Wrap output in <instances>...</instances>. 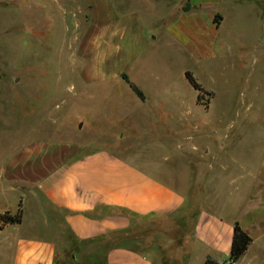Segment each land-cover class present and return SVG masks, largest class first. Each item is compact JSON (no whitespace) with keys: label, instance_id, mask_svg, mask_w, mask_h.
<instances>
[{"label":"rangeland","instance_id":"rangeland-1","mask_svg":"<svg viewBox=\"0 0 264 264\" xmlns=\"http://www.w3.org/2000/svg\"><path fill=\"white\" fill-rule=\"evenodd\" d=\"M182 1L0 0V164L31 142L82 143L142 158L186 192L213 195L224 186L186 184L189 169L174 151L223 144L257 163L264 135L252 138L264 133V105H253L257 79L240 56L251 58L264 22L253 1L242 17L226 7L220 58L199 63L167 34ZM189 69L212 96L197 101ZM223 195L224 218L241 214Z\"/></svg>","mask_w":264,"mask_h":264},{"label":"crops","instance_id":"crops-1","mask_svg":"<svg viewBox=\"0 0 264 264\" xmlns=\"http://www.w3.org/2000/svg\"><path fill=\"white\" fill-rule=\"evenodd\" d=\"M251 1L263 23L264 0L182 1L167 34L199 63L217 61L223 9L242 17ZM255 43L251 58L240 56V68L252 66L253 105L261 106L264 36ZM81 144L35 141L0 164V212L16 214L20 203L23 208L22 222L0 221V264H226L236 222L252 237L238 261L264 264V137L255 164L223 144L174 151L189 169L186 184L224 186L213 195L186 192L151 173L142 158ZM221 195L224 204L245 207L241 214L224 218Z\"/></svg>","mask_w":264,"mask_h":264},{"label":"trees","instance_id":"trees-1","mask_svg":"<svg viewBox=\"0 0 264 264\" xmlns=\"http://www.w3.org/2000/svg\"><path fill=\"white\" fill-rule=\"evenodd\" d=\"M189 8H190L189 4H186L184 6L185 10ZM218 18L219 15H216L215 16L216 23H218ZM185 76L187 77L193 88L198 91V97H197L198 102L203 100L202 96L205 94L208 96L213 95V92L207 91L201 85V83L198 81V79L196 78V76L193 74L192 71L187 70L185 72ZM122 78L129 84V86L132 88V90L141 100L146 99L144 91L140 89L135 83L130 81V78L128 77L127 74L125 73L122 74ZM22 217H23V208L21 203L19 210L17 211L16 214H12L9 211L4 213L0 212V221L3 224L20 223L22 222ZM251 242H252V237L240 226L239 222H236L234 227V236L232 241L231 253H230L229 261L226 264H235L246 253ZM207 264H219V263L214 262L211 259H208Z\"/></svg>","mask_w":264,"mask_h":264}]
</instances>
